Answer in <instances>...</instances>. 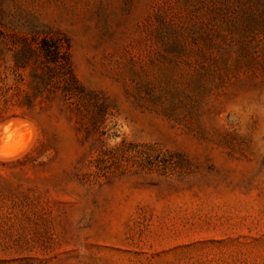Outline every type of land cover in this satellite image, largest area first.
<instances>
[{
  "label": "rangeland",
  "instance_id": "rangeland-1",
  "mask_svg": "<svg viewBox=\"0 0 264 264\" xmlns=\"http://www.w3.org/2000/svg\"><path fill=\"white\" fill-rule=\"evenodd\" d=\"M7 125L0 264H264V0H0Z\"/></svg>",
  "mask_w": 264,
  "mask_h": 264
},
{
  "label": "trees",
  "instance_id": "trees-1",
  "mask_svg": "<svg viewBox=\"0 0 264 264\" xmlns=\"http://www.w3.org/2000/svg\"><path fill=\"white\" fill-rule=\"evenodd\" d=\"M27 53L41 57L43 66H40L43 76L46 78H58L63 82V89L70 87L79 88L76 78L69 64L67 45H63L54 38L42 37L35 46L27 45Z\"/></svg>",
  "mask_w": 264,
  "mask_h": 264
},
{
  "label": "clouds",
  "instance_id": "clouds-1",
  "mask_svg": "<svg viewBox=\"0 0 264 264\" xmlns=\"http://www.w3.org/2000/svg\"><path fill=\"white\" fill-rule=\"evenodd\" d=\"M28 137L29 131L26 127H24L23 131H20L18 127L4 126L3 144L0 146V154L8 156L19 151L26 145Z\"/></svg>",
  "mask_w": 264,
  "mask_h": 264
}]
</instances>
